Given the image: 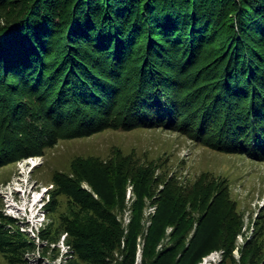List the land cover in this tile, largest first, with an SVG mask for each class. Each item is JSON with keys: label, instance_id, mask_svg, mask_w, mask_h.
Here are the masks:
<instances>
[{"label": "trees", "instance_id": "obj_1", "mask_svg": "<svg viewBox=\"0 0 264 264\" xmlns=\"http://www.w3.org/2000/svg\"><path fill=\"white\" fill-rule=\"evenodd\" d=\"M140 128L264 160V0H0V168L64 139ZM137 163L119 149L79 158L76 177L97 197L60 182L86 212L67 228L81 260L136 264L139 239L141 264L234 257L243 219L228 183L208 174L186 190L170 178L146 227L158 165ZM129 179L139 197L125 232L112 210ZM248 245L241 261L257 264L259 242Z\"/></svg>", "mask_w": 264, "mask_h": 264}, {"label": "rangeland", "instance_id": "obj_2", "mask_svg": "<svg viewBox=\"0 0 264 264\" xmlns=\"http://www.w3.org/2000/svg\"><path fill=\"white\" fill-rule=\"evenodd\" d=\"M118 149L140 161L136 164L139 168L150 163L158 165L154 175L157 181L153 183L156 191L145 198L146 227L156 214L155 200L170 178H177L188 190L199 179L211 175L229 184L230 197L243 219L234 257L225 264H243L242 249L249 242L248 246L259 242L262 255L256 262L264 264V160L208 148L189 135L153 128L110 129L88 137L64 139L44 155L29 156L1 167L0 264H88L76 254L67 231L69 223L84 220L86 212L81 213L79 199L63 192L60 182L64 177L77 179L73 165L79 158L98 157L107 161ZM90 179L85 174L77 179V184L97 197ZM138 197L136 183L129 179L123 205L112 210L125 232ZM194 214L198 216L200 212L195 210ZM171 231L169 228L168 233ZM142 249L139 239L136 264H141ZM224 252L214 250L199 264H221ZM115 256L120 257L119 249Z\"/></svg>", "mask_w": 264, "mask_h": 264}]
</instances>
